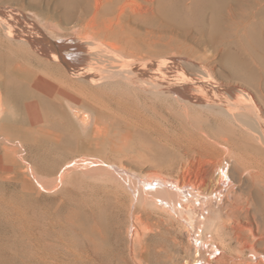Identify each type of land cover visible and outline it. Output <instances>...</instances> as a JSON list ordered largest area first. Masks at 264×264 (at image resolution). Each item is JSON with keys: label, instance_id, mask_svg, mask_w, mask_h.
<instances>
[{"label": "rangeland", "instance_id": "1", "mask_svg": "<svg viewBox=\"0 0 264 264\" xmlns=\"http://www.w3.org/2000/svg\"><path fill=\"white\" fill-rule=\"evenodd\" d=\"M207 1L206 3L204 0H165L168 13L164 15L163 36L159 39L156 35L152 41L157 49L164 51L163 56L165 57L163 58L168 59L169 63L180 67L183 65L197 78L199 76L202 79L206 78L205 80L209 79L208 81L215 85L213 88L216 90L217 87L220 88L217 91L221 93L230 92L245 96L247 101L259 110V118L262 116L260 119L264 121V0H214L217 6L210 3V1L214 2L213 0ZM218 1L221 2L220 5ZM11 6L20 10V15H24L29 23L32 22L49 34L60 31L64 33V38H68L73 36L75 31L81 32L84 29V22L75 14L72 4L66 0H21L20 3ZM144 29V27H138L139 32L146 34V29ZM193 92L194 90H191V93ZM30 93L31 90L25 86L17 89L8 88L5 91L7 95H15L12 97L14 107L17 108L13 107L14 111H18L19 106L25 109L24 106L29 100L25 96ZM194 103V108L187 109L189 115H185L186 117L183 116L186 113L184 106L182 110L180 107L182 105L173 104L171 106L174 107L173 109L168 108V112H164L166 119L164 118L158 125L156 123V128L153 126L155 130H142L140 134L131 136L128 138L127 147L117 152L110 150L107 140L106 148L103 146L100 150H90L86 154L79 153L78 149L83 139L88 138L92 133V120H88L90 127L82 126L81 128L78 120L71 119L77 128L73 126L69 132L63 133L62 141L66 139L67 142L64 140V144L62 143L59 148L67 150L72 147L70 150H74V154L68 159L73 164V168L71 173L62 180L63 184L61 181H57L56 185L51 184L50 187L53 189L48 186L49 189L44 190L45 199L38 200L35 193L26 192L25 195L21 187H5L0 183V264H44L43 256L46 254L41 250L37 236L41 231L40 226L45 228L44 226L48 225L50 212L56 215L57 223L54 233L52 236L48 234L46 240L59 245L56 250L57 258L53 259L54 262H58L57 264H61L60 262H63L62 264H196L195 261L201 256L204 260L206 258V261L203 260L206 264H264V261L263 263L254 262L249 258L250 247L264 253L263 213L256 214L253 207H250L252 209L249 208L251 212L249 215L253 217L251 221L256 224H254L255 229L250 231L245 228L243 231H236L238 223H245L242 210L253 201L251 199L258 201L264 198V183L262 184L264 182V138L255 135L257 133L253 134L248 127V130L246 129L248 132L243 131L242 133L235 121L230 122L208 111L204 104ZM47 104L49 105L48 102ZM94 107L91 108L95 109ZM208 130L214 135H208L209 139L211 138V140L208 139L211 144L220 140L217 142L218 146L212 144L214 149L211 152L203 147L195 146L196 139L203 141L205 137L208 138L206 136ZM215 130H218V133ZM258 149L259 152H257ZM237 160L243 164L238 166ZM218 163H223L222 169L228 171L230 181L226 179L219 184L223 189L224 199L222 198L220 203L213 198L212 203L214 202V208H217L216 211L211 210L210 215L213 218L217 217L219 211H226L224 214L231 212L227 215L220 213L224 217L219 215V218H214L218 219L217 223L220 217L224 218L218 225L222 226L218 232L220 235L216 233L211 236L215 238V241H212L216 242L219 247L221 246L222 252L219 250L215 255L211 251L212 247L207 245L206 248L201 249V256L195 251L194 240L196 237L201 240L205 236V239H209L210 232L209 234L204 232L207 235L202 233L203 237L200 238L190 226L187 221V212L183 214L178 204H175L179 199L176 196L179 194L178 187L173 188L174 185L165 187L164 190L161 189V193L155 192L154 195L158 198L152 200L151 197L148 198L150 195L146 194L149 190L144 192L142 183L139 180L136 181L137 177L133 178L134 182L129 179L128 175L118 172L115 168L125 166L144 180L155 174L178 179L181 183L184 178H191L195 186L199 189L201 186V194L208 195L217 186V180L221 176L223 180L225 178L221 171L217 170L221 167ZM58 173L60 174L61 170H58ZM58 173L56 171L49 177L59 178ZM91 183L102 187L104 195L99 210L100 217L95 220V217L87 218L81 216V213L77 214L72 211L76 207L85 208L86 202L76 196L77 199L74 194L77 195L78 188L80 190L81 187L82 189L84 187V192L85 189L90 192ZM129 185L132 186L129 187ZM134 189L136 192H133ZM187 193L189 194L188 190L183 198L189 197ZM232 195L235 199L240 198L237 203L245 200L241 203L242 207L235 203ZM72 197L74 198L71 199ZM165 198L170 199V201L166 199L170 204L163 202ZM229 201L234 202L238 207L234 205L230 207L231 202ZM186 202L188 203L184 206H190L191 203ZM200 202L202 203L192 202L194 206H190L192 209L195 207L192 213L197 223L201 221L202 214L207 215V210H202L204 201ZM162 204L169 206L173 204V207L171 206L173 209L163 205L166 209L161 206ZM217 204L219 206L221 204V207L219 208ZM226 206L229 211L225 210ZM236 207H240L237 210L242 212L241 214L237 213V210L234 211ZM174 208H177L176 212ZM184 209L187 210V207ZM198 213L202 214L198 217ZM254 213L255 216H253ZM234 225L237 227L233 228ZM212 249L214 251V248Z\"/></svg>", "mask_w": 264, "mask_h": 264}, {"label": "bare ground", "instance_id": "2", "mask_svg": "<svg viewBox=\"0 0 264 264\" xmlns=\"http://www.w3.org/2000/svg\"><path fill=\"white\" fill-rule=\"evenodd\" d=\"M66 1L72 4L73 9H75V14L84 22V29L81 32L75 31L73 33L74 37L70 36L68 38H64V33L60 31L49 34L32 22L29 23L24 15H20V10L11 6L12 4L15 5V3H20L21 0H0V183L3 186L21 187L25 195L26 192L28 194H30L29 192L35 193L39 200L41 198L45 199L44 190L52 188L50 187L52 186L51 184L55 183L54 185H56L57 181H61L63 184L62 180L66 175L71 173V169L73 168V164L69 162L68 159L74 154V150H70L72 147L67 150H61L59 148L62 146L63 141H66V139L62 141V138H64L63 133L69 132L73 128L75 122H73V120L71 121V119L74 118L81 124V128L82 126L88 127V120H92V133L88 138L83 139L78 149V152L83 154H86L90 150H100L103 146L106 148L108 141V146L111 151L117 152L123 150L127 147L128 138L131 136H136L138 133L140 134L142 130H155L156 123L158 125V123L163 121L165 118L164 112H168V108L173 109L174 107H171L173 104L182 105L180 106L182 110L184 106L186 113L183 114V116H188L187 109L194 108V102L206 105L208 111H212L219 117H223L230 122L235 121L237 126L239 125L242 133L243 131L248 132L246 131L248 127L252 130L253 134L257 133L255 135L264 138V121L260 119L262 116L259 118V110L253 107L245 96L231 94L230 92H228L229 94L225 92V94L224 92L221 93L217 91L220 88L217 86V90L213 88L215 85H212L210 81H208L209 79L205 80L206 78L202 79V77L199 78V76L197 78L191 72L187 71L183 65L182 68L174 63H169L168 59L163 58L165 57L163 56L164 51L161 52L162 50L160 51L155 47L152 38L156 35H158L159 39L162 38L164 15L168 13L166 12L167 7L165 6V0ZM204 1L206 3L208 2L207 0ZM210 3L216 5L214 4L216 3L215 1H210ZM217 3L220 5L221 2L218 1ZM179 4L178 2V5ZM178 7L179 6H177V8ZM206 8L208 7L206 6ZM211 11L213 10L211 9ZM197 23H199V21ZM223 23L225 22L223 21ZM196 26L198 25L196 24ZM138 27H144L147 33L142 34L139 32ZM203 27L204 25L202 28ZM222 29H220V31ZM224 29L226 30V27ZM194 70H192V72H194ZM20 86L29 88L31 93L25 96L29 99H27L28 102L24 106L25 109L19 106L18 111H14V98L12 97L15 95H7L5 91L8 88L17 89ZM225 89H222V91H225ZM191 90H194V92L191 93ZM23 103L21 104L23 105ZM88 104H91L93 107L95 106V109L91 108L92 106L89 107ZM153 126L155 128H153ZM210 130L213 132L212 128ZM215 131L217 132L218 130ZM207 132V137L209 134H211V136L213 135L209 130ZM216 137L219 138V136ZM208 139L209 137L207 139L205 137L203 141H198L196 139L195 146L203 147V149L211 152L214 149L212 144L217 145V142L220 140L217 142L214 141L216 143L213 142L211 144ZM209 140H211V138ZM70 144L72 143L70 142ZM257 152H259V149ZM236 162H238V166L243 164L239 160ZM219 164L221 167L217 170H220L225 178L223 180L222 176L219 179L217 177L218 180H216L218 184L215 182L217 186L214 188L213 192L208 195H202L200 191L201 186L200 189L195 186L191 178H184L181 183L178 179L169 178V176L167 178L166 176L155 174L151 178L144 180L138 176L136 172L125 168V166H118L115 168L118 172L128 175L129 179L134 182L135 177H137L136 181L139 180L142 183L144 192L149 190L146 191V194H149L150 196L147 197H151L152 200L158 198V196L154 195L155 192H160L161 189L164 190L165 187L168 186L172 187L174 185L173 188L178 187L177 191L179 194L176 196H178L179 199L176 200L177 203L175 204H178V208L183 211V214L187 212V221L190 226L193 227V230L198 233L200 238L203 237L202 233L205 232L209 234L210 232L209 239H205V236L201 240H199V237H196L194 240V244L196 245L195 251L201 256V249L206 248L207 245L210 248H214V251L212 248L211 251L215 255L221 249V246L219 247V245L214 242L215 238L213 239L211 236L216 235V233L220 235L218 232H220L219 229L222 226L219 227L218 225H220V221L224 219H221L223 216L221 214H224L226 211H219V214H216L217 217L221 215L218 223V219L215 220L217 218L216 216V218L213 216V218H211L210 211L214 209L216 211L217 208H214V202L212 203L213 198H216L218 200L217 202L220 203L222 198L224 199L222 196L223 189H221L219 184L222 181H226V179L228 181L230 180L227 174L228 171L226 172L224 168L222 169L223 163H218V165ZM81 166L82 165H80V167ZM58 170H61L60 174ZM89 170L91 169L89 168ZM56 171L59 174V178L57 176H55L56 179L49 177ZM80 182H82V180ZM263 183L264 182H262V184ZM91 184L93 185V183ZM92 185L90 192L86 189L84 192V187L82 189L80 186V190L78 188L77 195L74 194V196L82 198L84 202H86V204L84 203L85 208L82 206L80 208L76 207V209H72V211L77 214L81 213V216L87 218L95 217V220L100 217L99 210L104 195L102 187L96 186L98 184L95 186L93 185L94 187ZM130 186L132 185H129V187ZM191 189L193 191H190ZM187 190L189 191L187 197H189L183 198ZM133 192H136V190L134 189ZM232 196L234 197V195ZM249 196H252V194H249ZM73 198L74 197L71 199ZM169 198L163 199V202L165 201L166 203V199L170 201ZM239 199L233 198L235 203L241 206V203H244L245 200L243 199V202L237 203ZM152 200L151 203L153 202ZM251 200L253 201L246 207L244 206L245 209L242 210L245 215V223H238V227L234 225L233 228L237 227L236 231H243L245 228L250 231L255 229L256 224L251 221L253 217L251 218L249 215L251 213L249 210L250 207H253L256 214L263 213L262 215L264 217V198L258 201L254 199ZM186 201H189V204L191 203L190 206H192L193 203L196 204L197 202V204H201L202 202L200 201H204L202 210H207V215H203V212L201 213L202 215L198 213V217L201 215V221H198L199 223L193 218V209L195 207L193 209L192 207L194 205L191 208L190 206H184L188 203ZM246 202L248 201L246 200ZM235 203L231 202L230 207H233V205L237 206ZM168 204H170V202ZM226 204L229 205V203ZM163 205L165 204L161 206ZM204 205H206V207H204ZM165 206H167V208L170 207L171 210L173 209V204L171 205L172 207L167 204ZM165 206L163 207L166 208ZM183 206L185 208L187 207V210H185ZM218 207L220 208L221 204L220 206L218 205ZM237 207L234 209L235 212L237 209H240V207ZM174 209L176 212L177 208ZM225 210L229 211L227 206ZM238 212L240 211L237 210V213ZM241 213L242 212H240V214ZM255 213L252 215L255 216ZM48 216L50 220L48 225H46L47 228L46 226H44L45 228L40 226L41 231L37 236V242H39L42 248L41 250L46 254L43 256L44 264H57L58 262H54L53 259L57 258L56 250H58L57 248L59 245L46 240L48 239L46 238L48 234L52 236V233H54V228L57 223L56 215L50 212ZM261 234L263 235V233ZM220 239V241H222V238ZM216 240L218 241V239ZM250 248L251 253L249 258L254 262L260 261L263 263V251L259 252L255 250L254 247ZM65 250L63 252H65ZM205 252L203 251V254ZM220 252H222V250H220ZM201 258L195 261L196 264H206V262H203L204 259L202 256ZM47 260L49 262H47ZM204 261H206V258ZM60 263L62 264L63 262Z\"/></svg>", "mask_w": 264, "mask_h": 264}]
</instances>
